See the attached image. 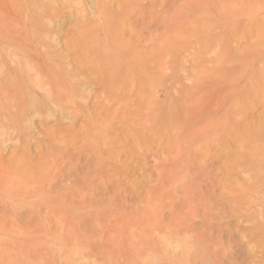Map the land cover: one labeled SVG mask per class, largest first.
Here are the masks:
<instances>
[{
  "label": "rangeland",
  "instance_id": "1",
  "mask_svg": "<svg viewBox=\"0 0 264 264\" xmlns=\"http://www.w3.org/2000/svg\"><path fill=\"white\" fill-rule=\"evenodd\" d=\"M113 15L148 66L118 93L71 47ZM0 30V264H264V0H0Z\"/></svg>",
  "mask_w": 264,
  "mask_h": 264
},
{
  "label": "bare ground",
  "instance_id": "2",
  "mask_svg": "<svg viewBox=\"0 0 264 264\" xmlns=\"http://www.w3.org/2000/svg\"><path fill=\"white\" fill-rule=\"evenodd\" d=\"M127 7V6H126ZM237 6L230 2V3H227L225 8H223L222 12H228V13H231L233 12L234 10H236ZM118 9V8H117ZM120 11V10H119ZM126 13V12H124ZM120 14V13H119ZM125 18V16H111L110 17V20L109 22L107 23L106 25V29H108V34H110L111 36V40L109 42V39H107L108 37L103 38V39H98V38H95V39H91L90 41H87L85 43H81L80 42V33L79 35H77V39L76 41H74L72 44H71V47H74V46H77L76 48L80 47V45H83L85 46L84 47V50L87 54L89 55H97L99 56L98 57V60L95 61V64L97 66V68H95V65L93 63H90V59L88 58H84V62H89L87 64L93 66L95 68V70L99 71L100 74H101V77L105 86H108L110 89H113V92L116 91L115 93H118V91H121L120 90V86L122 83H125V82H129L131 76L138 72V73H147V71L145 72L146 70V67L148 68V66H146L145 63H140V60H142V56L145 55L144 53H142L140 50H133L131 48H128L125 50L127 44H125L123 47L122 45L124 44L123 42H120V39H118V28H119V24L121 21H123ZM111 22V23H110ZM110 23V24H109ZM16 25V24H15ZM111 28H114L113 29V32L110 31ZM122 29V28H121ZM121 29H120V32H121ZM107 31V30H106ZM1 32V30H0ZM3 32V31H2ZM2 34V33H1ZM107 34V33H106ZM93 36V35H92ZM31 37V36H30ZM95 37V36H93ZM29 39V38H28ZM86 41V40H85ZM123 43V44H121ZM166 43V42H165ZM167 44V43H166ZM169 44V43H168ZM130 45V44H129ZM165 46V45H164ZM168 46H171V45H168ZM125 50V51H124ZM85 53V54H86ZM87 55V56H89ZM93 57V56H92ZM79 64V63H78ZM86 65V64H85ZM90 66V67H91ZM146 66V67H145ZM86 67V66H85ZM92 67V69H93ZM150 69V68H149ZM94 70V71H95ZM148 70V69H147ZM149 71V70H148ZM144 74H143V77H144ZM99 75V74H98ZM135 75V74H134ZM133 75V76H134ZM100 77V76H99ZM133 80V79H132ZM131 80V81H132ZM140 80V79H139ZM127 84V83H126ZM129 84V83H128ZM127 84V85H128ZM137 84V83H136ZM132 85V84H131ZM125 87V86H124ZM135 87V86H134ZM123 88V86H122ZM126 88V87H125ZM132 88V87H131ZM118 90V91H117ZM124 90V89H123ZM147 90V89H146ZM149 90V89H148ZM111 92V91H110ZM112 92V93H113ZM49 94V93H48ZM114 94V93H113ZM139 96V95H138ZM148 97V96H147ZM115 99V98H114ZM124 99V98H123ZM148 99V98H147ZM142 103L144 104L145 100L142 99L141 100ZM239 109V108H238ZM237 109V110H238ZM170 112V111H169ZM172 112V111H171ZM173 113V112H172ZM117 116V113L116 112H109V113H106V116H105V121L104 122H98V125H99V129L100 131H102L103 129H106V132H105V136H106V139H107V142H113V139H114V131H113V128L112 127V119H114V117ZM124 116V115H123ZM174 116V115H173ZM174 118V117H173ZM176 118V116H175ZM169 120V119H168ZM139 121V120H138ZM170 121V123H169ZM167 124H173L175 121L174 119L173 120H169ZM172 121H174L172 123ZM166 121L162 122L161 124H165ZM178 122V120H177ZM176 122V123H177ZM138 124V123H137ZM160 124V123H159ZM160 124V125H161ZM163 124V125H164ZM139 125V124H138ZM164 125V127L166 128V126ZM175 125V124H174ZM178 125V124H177ZM96 126V125H95ZM157 125H155L156 127ZM162 126V125H161ZM170 126V125H168ZM173 126V125H172ZM171 126V127H172ZM180 126V124H179ZM247 126H250V125H247ZM251 127V126H250ZM253 127V125H252ZM97 128V127H96ZM173 128H176V127H173ZM130 129V128H129ZM128 127L126 129V127H123L122 130L123 132L126 134V135H129L130 138H134L135 136L133 134H128L126 131L129 130ZM141 129V128H140ZM158 129V127L156 128ZM164 130L163 127H161L160 130ZM177 129V128H176ZM145 130V129H144ZM252 130V128H251ZM157 131V134H160L158 133L159 130H156ZM103 132V133H104ZM130 132V131H129ZM145 132V131H144ZM160 132V131H159ZM87 133V132H86ZM162 133V132H161ZM88 134V133H87ZM144 134V133H143ZM149 134V133H148ZM238 134V131H235V134L234 136H237ZM97 136V135H96ZM116 136V135H115ZM138 136V135H137ZM233 136V135H232ZM102 138V136H101ZM177 138V135L173 138V140ZM105 139V140H106ZM139 139V138H138ZM233 139V138H232ZM103 140V139H102ZM104 140V141H105ZM135 140V139H134ZM171 140V141H173ZM132 141V140H130ZM241 140L237 141L240 142ZM178 141H174V143H177ZM180 142V141H179ZM236 142V141H234ZM242 142V141H241ZM99 143V142H98ZM229 143V142H228ZM240 144V143H239ZM103 145V144H102ZM172 145V144H171ZM241 145V144H240ZM17 165V163H16ZM19 166V165H18ZM24 166V165H23ZM49 166V165H48ZM43 167V166H42ZM30 171V170H29ZM28 171V172H29ZM24 172V170H23ZM29 174V173H28ZM34 175V174H33ZM80 229V228H79ZM64 231V230H62ZM62 231H60V233L58 234V240L56 241H60L59 246L58 248H60V253L62 254H65L67 256H73L75 255V251L77 250L78 252V249H82L81 247V243H79L80 240H77V239H74V238H70L72 236H70V233H62ZM79 230H77L78 232ZM82 234V233H81ZM55 239V238H54ZM83 241V240H82ZM58 242L56 244H58ZM13 244V243H12ZM21 247V248H20ZM18 249L21 251L20 254L23 258L20 259L21 261H18V259L16 258H13L14 261H12L13 264H39L42 260V254L41 253H38L37 250H32L33 248H30L29 249H23L22 247L24 246H20ZM31 247H35V245L31 246ZM33 251L34 254H33V259H30V255H29V251ZM59 250V249H58ZM80 253V252H79ZM19 254V253H18ZM78 254V253H77ZM28 255V256H27ZM20 256V257H21ZM2 257V256H1ZM32 257V256H31ZM2 262V260H1ZM24 262V263H23Z\"/></svg>",
  "mask_w": 264,
  "mask_h": 264
}]
</instances>
